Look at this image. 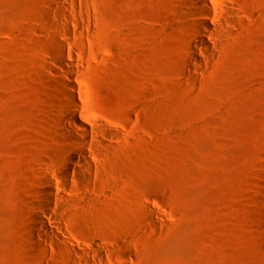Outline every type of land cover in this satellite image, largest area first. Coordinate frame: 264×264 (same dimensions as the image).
Instances as JSON below:
<instances>
[{
	"label": "rangeland",
	"instance_id": "rangeland-1",
	"mask_svg": "<svg viewBox=\"0 0 264 264\" xmlns=\"http://www.w3.org/2000/svg\"><path fill=\"white\" fill-rule=\"evenodd\" d=\"M210 6L0 0V264H264V0Z\"/></svg>",
	"mask_w": 264,
	"mask_h": 264
},
{
	"label": "bare ground",
	"instance_id": "bare-ground-1",
	"mask_svg": "<svg viewBox=\"0 0 264 264\" xmlns=\"http://www.w3.org/2000/svg\"><path fill=\"white\" fill-rule=\"evenodd\" d=\"M192 1L195 3L196 6L200 5V6L203 7V9H205L207 11L211 10L210 4L214 2V0H192ZM209 27L210 26L208 25V23H203L202 25H200V28L196 32L197 37H200V40H201L199 44L203 47V49L207 53H209L211 51V49H212V42L209 41V40L208 41L205 40V32L203 30H205L206 28H208L207 30H209V29L212 30V28L211 27L209 28ZM197 49H198V47L195 45L193 47V49H192L191 55H192L193 61L196 62L197 65L199 66L201 64V61L198 60V58H197V55H196ZM62 65L70 66V64L65 60V57L63 58V56H62ZM63 86L68 88L70 85L66 84V83H63ZM72 103H73L74 106L77 107L79 105V103H80L79 97L78 96L73 97L72 98ZM78 120L79 119L77 118V116L76 117L74 116L73 119H72V121L74 123L78 122ZM62 125H63L64 129L66 131H68L67 132L68 138L73 139L75 141H78V143H79L78 137L71 130H69V123L67 121L63 120L62 121ZM68 162H69L68 164H69L70 167H68L65 170V173H64L65 177H67L72 172L71 171V165L76 163V162H85L87 166H92L93 165L92 162L89 160V157L86 155V152L84 151V148H80L78 150L74 149L72 154L70 155V157L68 159ZM51 204H52V199L48 198L47 199V205L51 206ZM38 225L41 228H44L45 230H48V227H47L48 225H46L45 221L42 218L38 219Z\"/></svg>",
	"mask_w": 264,
	"mask_h": 264
}]
</instances>
